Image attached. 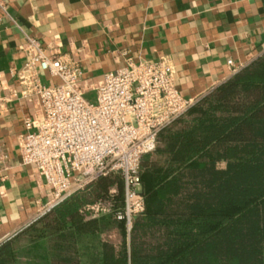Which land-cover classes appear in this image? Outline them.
Masks as SVG:
<instances>
[{"label":"trees","instance_id":"obj_1","mask_svg":"<svg viewBox=\"0 0 264 264\" xmlns=\"http://www.w3.org/2000/svg\"><path fill=\"white\" fill-rule=\"evenodd\" d=\"M155 147L139 163L144 211L129 230L112 213L81 211L105 197L122 207L123 178L111 172L1 242L0 264H264V52L164 127ZM113 228L118 243L104 237Z\"/></svg>","mask_w":264,"mask_h":264},{"label":"crops","instance_id":"obj_2","mask_svg":"<svg viewBox=\"0 0 264 264\" xmlns=\"http://www.w3.org/2000/svg\"><path fill=\"white\" fill-rule=\"evenodd\" d=\"M1 1L0 243L51 198L38 170L20 161L24 121L37 125L42 116L38 98L21 93L18 73L37 52L28 38L82 68L87 99L128 59L166 57L178 92L195 102L264 52V0ZM40 78L59 82L43 72Z\"/></svg>","mask_w":264,"mask_h":264},{"label":"built area","instance_id":"obj_3","mask_svg":"<svg viewBox=\"0 0 264 264\" xmlns=\"http://www.w3.org/2000/svg\"><path fill=\"white\" fill-rule=\"evenodd\" d=\"M27 44L37 52L18 73L21 93L38 98L42 116L37 125L25 119L19 154L21 163L34 166L51 189V198L38 215L97 177L120 172L122 207L117 209L112 198L105 197L86 203L82 210L92 215L112 213L129 230L132 218L144 211L137 180L141 157L155 149L159 132L193 101L178 92L166 57L128 59L104 74L89 100L84 97L79 65L46 55L35 38H28ZM42 72L59 82L44 83Z\"/></svg>","mask_w":264,"mask_h":264},{"label":"rangeland","instance_id":"obj_4","mask_svg":"<svg viewBox=\"0 0 264 264\" xmlns=\"http://www.w3.org/2000/svg\"><path fill=\"white\" fill-rule=\"evenodd\" d=\"M206 95V94H205ZM85 98H87V96H84ZM88 99H90V100H92V98H88ZM200 99V98H199ZM197 101V100H196ZM195 101V102H196ZM195 102H193V103H195ZM168 126V125H167ZM156 148V147H155ZM155 150V149H154ZM153 150V151H154ZM160 156H158V158H159ZM137 180L139 181V178H138V175H137ZM91 183V182H90ZM90 183H88V184H90ZM88 184H86V185H84L83 187H81V188H77V189H75L74 191H76V190H81V189H84ZM74 191H72L71 193H73ZM70 193V194H71ZM69 194V195H70ZM67 197V196H66ZM92 202V201H91ZM86 203H90V201L89 202H85L83 205H82V207H81V211H83L82 210V208H83V206L86 204ZM40 215H42V214H40ZM40 215H38L37 217H39ZM36 217V218H37ZM104 237L107 239V240H109V241H111V242H113V243H118V241H119V238H120V234H119V232H118V230L116 229V228H113V229H111V230H109V231H107L106 233H105V235H104ZM141 238V237H140ZM150 239V240H149ZM151 239L152 238H150V237H147V236H143L141 239H139L140 241H142L143 240V242H148V241H151Z\"/></svg>","mask_w":264,"mask_h":264}]
</instances>
